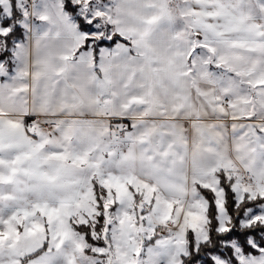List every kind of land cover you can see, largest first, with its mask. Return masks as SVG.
Instances as JSON below:
<instances>
[{
	"label": "snow or ice",
	"instance_id": "6c2138e0",
	"mask_svg": "<svg viewBox=\"0 0 264 264\" xmlns=\"http://www.w3.org/2000/svg\"><path fill=\"white\" fill-rule=\"evenodd\" d=\"M0 264H264V0H0Z\"/></svg>",
	"mask_w": 264,
	"mask_h": 264
}]
</instances>
